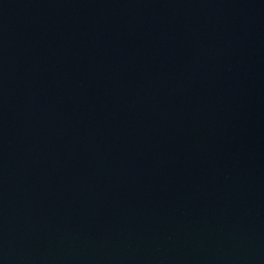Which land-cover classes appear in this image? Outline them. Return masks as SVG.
<instances>
[{
    "label": "water",
    "instance_id": "water-1",
    "mask_svg": "<svg viewBox=\"0 0 264 264\" xmlns=\"http://www.w3.org/2000/svg\"><path fill=\"white\" fill-rule=\"evenodd\" d=\"M0 264H264V0H0Z\"/></svg>",
    "mask_w": 264,
    "mask_h": 264
}]
</instances>
